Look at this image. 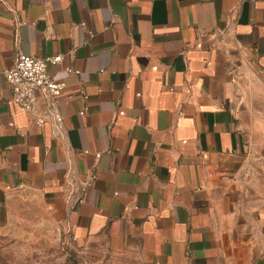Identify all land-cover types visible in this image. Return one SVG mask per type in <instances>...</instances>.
<instances>
[{
    "label": "crops",
    "instance_id": "1",
    "mask_svg": "<svg viewBox=\"0 0 264 264\" xmlns=\"http://www.w3.org/2000/svg\"><path fill=\"white\" fill-rule=\"evenodd\" d=\"M20 53L61 54V129L12 101ZM22 191L78 245L264 264V0H0V225Z\"/></svg>",
    "mask_w": 264,
    "mask_h": 264
},
{
    "label": "rangeland",
    "instance_id": "2",
    "mask_svg": "<svg viewBox=\"0 0 264 264\" xmlns=\"http://www.w3.org/2000/svg\"><path fill=\"white\" fill-rule=\"evenodd\" d=\"M0 264L153 263L132 252L112 253L97 242L74 243L45 200L22 191L11 198L8 215L0 225Z\"/></svg>",
    "mask_w": 264,
    "mask_h": 264
},
{
    "label": "built area",
    "instance_id": "3",
    "mask_svg": "<svg viewBox=\"0 0 264 264\" xmlns=\"http://www.w3.org/2000/svg\"><path fill=\"white\" fill-rule=\"evenodd\" d=\"M61 58V54L36 57L20 53L13 66L3 71L12 101L21 111L30 114L37 126L49 122L57 129L62 128L58 104L65 84L54 80L47 71L49 64H56Z\"/></svg>",
    "mask_w": 264,
    "mask_h": 264
}]
</instances>
